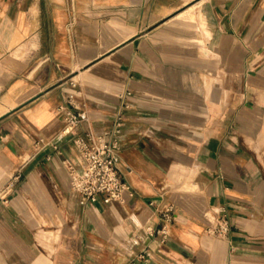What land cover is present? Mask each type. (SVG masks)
Wrapping results in <instances>:
<instances>
[{
  "label": "crops",
  "instance_id": "obj_1",
  "mask_svg": "<svg viewBox=\"0 0 264 264\" xmlns=\"http://www.w3.org/2000/svg\"><path fill=\"white\" fill-rule=\"evenodd\" d=\"M75 88L97 131L131 90L123 201L71 185ZM0 264H264V0H0Z\"/></svg>",
  "mask_w": 264,
  "mask_h": 264
},
{
  "label": "built area",
  "instance_id": "obj_2",
  "mask_svg": "<svg viewBox=\"0 0 264 264\" xmlns=\"http://www.w3.org/2000/svg\"><path fill=\"white\" fill-rule=\"evenodd\" d=\"M74 84V82H71ZM131 90L122 94L117 109L114 112L111 125L100 131L90 124V117L81 89L67 92L65 99L56 106V111L63 114L60 134L72 138L81 170H77L74 163L64 159L70 174L71 185L82 197L94 202L100 193L107 197L123 201L126 193L132 194L130 183L121 176L118 168L120 158V132L125 121L124 109L130 106ZM79 98V99H78ZM85 125L84 127H82ZM47 144L46 139L35 142V150L42 149ZM57 148L56 144H52ZM7 201V198H4ZM173 205L169 204L160 211L161 223L157 228L147 227L149 233H158L164 241L169 233V224L172 220ZM228 223L224 216H218L207 226L210 234L225 235ZM140 257L143 254L139 255Z\"/></svg>",
  "mask_w": 264,
  "mask_h": 264
}]
</instances>
